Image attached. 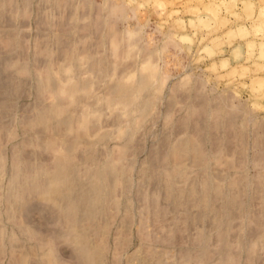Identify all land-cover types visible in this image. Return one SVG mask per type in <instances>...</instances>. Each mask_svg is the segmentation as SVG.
<instances>
[{
	"label": "rangeland",
	"instance_id": "1",
	"mask_svg": "<svg viewBox=\"0 0 264 264\" xmlns=\"http://www.w3.org/2000/svg\"><path fill=\"white\" fill-rule=\"evenodd\" d=\"M11 1H0V13L3 10L6 17H4V13L0 14V38L6 37V39H0V50L2 55L8 50L4 54L10 53V55L13 54L14 58L18 56L22 60L17 57L10 62L7 59L6 62L5 60L3 62L7 63L8 61L12 65V61L15 63L19 59L21 61L24 60L25 63L36 61V64H38L40 62V65L32 63L33 66L31 67V63L25 64L20 61L23 65L20 66L18 60L17 64H19L20 68L16 63L13 64L14 66L7 67L10 64L6 65L1 61L7 73L5 74L4 70L2 69L1 71L0 69V74L4 72L3 75L5 76L0 75V81L4 78V82L0 84V88L4 92L0 91V94L5 95H0L2 97L0 99V108L6 113L5 116V113L3 115L0 110V122L2 123V125L0 124V147L3 146V149H1L2 153L0 152V156L2 155L0 162L3 164V162L7 161L6 167L10 166L8 168L10 170L11 166H15L14 164L17 162V154L15 152L20 148L19 150L21 151L18 152V155L19 153L28 154L31 156L32 161L37 157L38 160L37 158L35 159L42 166H44V163L52 162L49 167V170L50 168L52 170L55 165V163L53 164L54 161L58 160V162L64 163L65 160L67 162L73 155V159L67 163L72 161L79 163L76 167H80L78 169H80L81 181L85 184L83 187H85L86 191L89 189V182L91 181V179H88V176H91L89 174L91 171H86L88 167H94L95 169L91 170L95 171L100 164L104 165L108 161L113 163L116 168L118 167V170L121 168L119 176L113 183L114 190L112 195H103L102 199H100L102 202L93 207L96 208L101 205L102 210L98 208L99 211H96L100 213H96L98 215L94 217H97H93L91 220L87 218V220L81 219L79 224L85 228L91 239L93 238L100 243L101 256L93 264H264V196H262L264 194V0H45V5L41 4L44 0H33V3L28 0H13L15 5H18L17 8ZM24 1L27 2L25 3ZM50 1H53V5ZM68 2L71 4L68 5ZM7 3L9 5L10 3L12 4L8 8V10L11 9L9 13L5 12L7 10L6 6H8ZM21 3L26 8L20 5ZM48 5L52 8V11L50 10V15L47 14V16L46 13L47 11L49 12L50 8L46 9L44 7H48ZM71 5L74 7H70L72 11L69 12V6ZM13 6L15 7L14 9H19L18 13L12 10L13 8L11 7ZM20 7L24 8L20 9ZM29 7L32 9L30 8L26 11ZM53 8H56V11ZM43 12L46 13L43 14ZM71 13H73V17H68L67 21V14L70 16L69 14ZM6 14H9V21L6 20ZM11 14L12 16L10 17ZM45 17H49L50 21L49 18H46V21L49 22L44 21ZM11 18H16L17 21L12 19V22ZM61 18L65 21L63 22ZM70 27L75 28L73 29L74 31ZM17 29L19 31L18 34L21 33L18 35L17 40L15 39L19 43H16V45L13 39L14 37L16 38ZM67 34L71 36L69 39ZM56 35L66 39L56 38ZM58 38L59 42L55 40ZM73 39L78 42L76 45H74L76 42ZM66 40L68 43H66ZM69 40L73 42L70 43ZM41 42L45 45H42ZM45 42L50 43L54 47L56 44V48L60 49L58 51L56 48L52 49L49 46L50 44ZM60 43L62 46L59 45ZM69 44L70 47H68ZM13 45L14 47L17 46L20 51L24 48L26 50L24 54L27 55H24L18 49L16 52V47L14 49L15 52L12 51ZM11 47L12 49H10ZM48 50L51 52L48 53ZM56 51L59 54L63 52L62 58L56 55ZM90 52L94 55L90 54ZM41 53L42 55H40ZM51 53L57 59L53 58ZM22 54L26 56L28 62L25 61V58L23 59L24 56H21ZM64 54L65 57L69 55L67 57L69 59L80 55L77 57L86 60L91 68H95L101 74L100 76L97 74L99 78L96 79L95 85L93 83L92 86L90 84L81 86L80 92L84 93V96H90L83 102H79L76 105L77 107L74 101H77L78 91L71 86L79 85L77 79H85L90 74L81 73L83 67L79 66L80 77L64 79V75L56 70L57 63L62 66L61 62L69 60L64 57ZM39 55L40 59L41 57L42 59L37 62ZM43 56L46 58L49 56V59L51 57L53 59L49 61ZM92 57L93 59H91ZM44 58L46 61H43L45 64L42 65L41 61ZM58 58L63 60H58ZM47 60L49 63L46 65ZM53 60L61 62L56 63ZM50 62H52V66ZM2 63L0 68H3ZM28 66L33 69H26ZM16 68L18 69L16 70ZM51 68L54 71H51ZM46 69L53 73L43 74L49 71ZM14 70L16 71L14 72ZM39 73L41 74V79L45 80L40 79L41 83L44 82V84L38 86ZM54 73V76L57 77L58 85L56 86L57 88L50 90V86L46 84L47 78H44V76L48 77L49 74ZM12 74H14L13 79L16 82L14 80L12 82V78H10ZM37 74L38 77L36 78ZM15 75H17V79ZM24 75H26V81ZM142 75L144 76L142 80L145 81L144 83L142 82L143 84L136 80V77L141 78ZM7 77L12 82V85L8 87L9 89L12 87L11 90L5 87V89L2 88ZM21 79L25 83L22 80L19 84ZM10 81L8 80L7 82ZM112 85H114L115 90L113 92H111ZM18 86L21 87V91H18L20 90ZM23 86L25 89H23ZM15 91L19 93L16 92L14 96L12 92L15 93ZM12 96H14L13 100L15 102L11 101L10 104L8 101L12 100ZM145 100L149 101L146 109L142 106ZM6 102L13 108H9V104L6 107ZM43 103L51 107V109L53 108V114H58L57 116H60L63 112L73 113L74 119H72L73 121L71 120V129H67L66 135L72 138L73 136L78 138L80 136L81 141L75 145L77 147H73L76 148L75 150L72 149V151L67 153L68 150L62 149V141H60V138L58 140V137L52 136L53 130L51 131L49 126L45 134L36 132L41 120H39V116L34 118V113H37V116L38 112H42L41 104L45 108ZM91 103L101 108L99 121L93 123L88 119V114L94 115L97 112H92ZM14 104H17L15 110ZM39 108L40 111H38ZM11 109L14 110L11 111L14 115L11 114ZM76 113L78 114L76 115ZM25 115L33 117V121L31 122L30 117L27 118ZM7 116H10L11 121L7 119L9 122L7 120L5 122ZM200 118L202 122L200 120L198 122ZM35 119H38V122H35ZM49 120V118L46 119V122H50ZM28 122L32 125L34 124L33 128L35 131L33 129L31 131L32 127ZM10 126L13 131L15 130L12 134L10 133L13 132ZM6 128H9L10 132H7ZM128 128L130 133L124 134L123 132ZM47 130L51 131L52 142L49 140ZM1 134H4L2 135L3 138ZM29 134L36 140L41 139L37 142L39 145L32 142L34 139ZM36 134L42 135L43 138ZM186 135V138H189L188 141L190 137L192 138L189 144L193 142L190 146L192 151L195 150V152H190L189 154L186 152V155L181 154L179 156V153H182L181 147H178L182 143L180 140L182 138H179V136L184 138ZM44 136H46L47 145L44 141ZM28 137H30V143L28 142ZM178 148L180 150H177ZM196 148L200 152H198V157L196 152L198 149ZM23 149L25 151L27 149L26 152L31 151L25 153ZM2 150L5 152V161L2 159L5 158ZM33 153L35 155L39 153L41 157L44 155L42 159L47 156L48 159L46 158L44 162L41 157H38V154L35 156ZM192 153L194 156L196 155L194 158H192ZM22 154L21 158H26ZM32 155L35 157L33 156V158ZM182 155H184V158ZM187 155L188 157L191 156L190 160ZM13 156L14 160L16 157L14 164L11 162ZM68 156L70 158H67ZM178 156L180 161L177 159L179 158ZM76 157L79 159L77 160ZM39 158L40 161H43L42 163ZM61 158L66 159L61 161ZM175 158L180 165L184 163L182 167L178 166L177 162H172ZM23 159L22 161L21 159L18 160L20 164L17 162L16 166L19 165L13 168L21 170L23 165L25 167V159ZM35 159L34 164L38 165ZM191 159L193 160L191 161ZM23 161L24 163H22ZM2 164L0 163L1 169L4 165ZM109 164H106L107 170H109L107 167ZM172 164L174 166L177 165L176 167L178 168L173 169L181 175L182 179L177 176L178 174L173 176V179L172 175L169 177V169ZM152 165L156 167L154 168ZM46 166L45 164V168ZM6 167L4 165V170L2 169L5 173L0 171L1 175H3L0 176V194L3 196V200L0 203V213H2L0 216L3 219L0 223L2 222V227L6 230L4 231L6 236L3 237L5 240H3L2 246L5 251H2L1 248L0 264H10L14 263V261L18 263V254L20 255L21 252L22 255L27 248H30V250L27 249L29 252L26 251L30 257L26 256L28 258H25V260L30 259L32 262L27 261L29 264H38L39 262V264H44V262L50 264L53 261L56 264H60L59 260H61V264H81L82 262H77L76 260L77 257L81 259V249H75L76 245L72 240L69 229L59 226L60 223L64 224L61 222V218L63 220L64 216L59 215L61 211H58L59 213L55 217L51 212L48 213L55 207V205H52L54 206L53 208L47 209V204L51 202L44 204V208L47 207L45 210L42 208V210L48 212H44L40 208L41 212L39 208L34 207L36 196H34V203H32L31 200L34 194L32 195L29 189L31 186H24L27 191V194L26 192L25 194L32 198L31 200L29 197L27 198L28 200L26 199L27 203L31 201V207L29 206L30 204L25 203L24 207L25 205L28 207H23L26 209V211L23 210L24 213L17 211V214L13 215L12 219L9 218V216L11 217V214H9L11 210L8 209L11 207L9 200L12 198V194L11 197L9 195L11 193L9 189L11 172L8 169L5 170ZM24 167L22 168L23 170ZM112 167V164H110L109 168L112 169ZM183 171H186V173ZM25 172L26 170H24ZM19 174L25 177L26 173L24 176L23 172ZM87 174L89 175L87 176ZM91 177V182L94 184L97 179L93 175ZM174 177L176 178L175 180ZM93 178H95L94 181ZM157 178L159 180L161 178L162 180L160 181L162 182L159 183L160 181ZM187 178L190 179V183L192 182L191 184L189 183L191 188L188 185L189 179L187 180ZM202 180H206L207 185H213H211L212 192L207 188L208 186L210 188V185H204L206 183L204 181L203 184ZM60 182H56L53 187L56 186V188L60 187L62 189L61 186H58ZM193 182L197 185L196 192L194 191L195 186L192 188ZM162 183L164 184L162 185ZM200 183L202 186L199 185ZM82 184L80 183L81 186ZM165 184H169L166 185L167 189L164 187ZM198 185L200 189L202 188V191L198 190ZM188 187L190 191H193L190 196L188 194L191 192L185 190ZM203 187L208 189V196L205 194L207 189H203ZM78 189L81 190V187H78ZM182 189L186 193H183L184 191L180 192ZM22 190L24 194V189ZM204 190L205 193H203ZM171 191L174 193L169 194ZM211 193L212 196L209 198ZM184 194L185 196L187 194V199L183 196ZM214 194L217 196H214ZM1 195L0 197L2 198ZM178 195L181 200L179 202L180 204L182 203L181 207L178 204L179 202L176 201L179 200ZM195 195L199 197L194 199L193 196ZM221 195H223V198H221ZM168 196L173 199L171 198L170 200ZM7 197L10 198L8 201L6 200L8 199ZM200 197L205 199L203 198V200L200 199L199 201ZM237 198H239L238 202ZM193 199L196 201H192ZM212 199L213 203L211 202ZM205 200L208 201L207 204ZM167 201H170L168 203L170 206L167 205ZM201 201L204 202L201 203ZM235 201L238 203L237 205ZM8 202L10 205H8ZM172 202H174V205L177 202L178 206H175L176 209ZM234 203L235 206H233ZM244 203L247 205H244ZM188 204H190L189 207ZM201 204L203 205L201 206ZM208 204H211L212 207H209L211 205L208 206ZM238 205L241 206L238 207ZM7 206L9 207L7 208ZM32 206L35 208L34 210ZM206 206L208 214H203L202 216ZM215 207H218L216 213L219 212V215L217 217L225 211L219 217V219H222L224 215V219L222 221L220 219L221 225L219 219L214 217L217 214L214 215L215 213L212 212L213 215H211V211H215L213 210ZM236 207H242V209L237 208L238 212ZM252 211H255V215L258 214L260 218L256 215L254 219V212ZM53 212L55 213V211ZM19 213L23 217L17 216ZM195 213H198V215ZM46 214L47 216L52 215L51 217L53 218L49 217V220L51 219L50 222H48L47 216H44ZM187 215L188 217L189 215L191 216L187 218ZM228 215L230 216L227 217ZM24 216L28 218L25 219ZM193 216L197 217L192 220ZM201 216L203 220H200ZM56 217L60 220L57 221ZM44 218H47L46 222ZM216 220H218L221 227ZM255 220L258 222L260 220L262 223L260 224L259 222V225ZM63 221L66 222V220ZM225 222L226 224H224ZM37 224H41L40 228L42 230L39 229L37 231L39 227ZM24 225L26 229L21 227ZM57 226L60 228L55 229ZM27 227H29L32 234L35 232V237L31 233L28 236L25 232H22L27 231ZM32 227L34 232L31 230ZM78 227L81 228L77 226V230H79ZM253 227L258 232L260 231L258 233L256 230L257 234H259L257 235L258 237L255 236ZM35 228L37 229L35 230ZM45 228L48 231H46L47 234L53 236V238L50 236L52 239L45 234V231L42 232ZM61 228L66 230V232L59 231ZM251 230H254L253 235L255 237H252ZM37 232L44 234L43 237ZM12 236L16 239L11 238ZM42 238H46V246V242L49 241V246L51 244L57 248L54 251L56 252L57 250L58 255L56 253L54 256H60V258L56 257L58 261L52 256L53 251L49 252L50 256L47 254L46 258L40 252L43 247L40 250L39 246L46 248L45 244L42 245L44 243V240H41ZM13 239L16 241L14 242ZM33 245L34 249L30 247ZM224 251L226 253L223 255ZM40 254H42L41 257ZM159 256L163 259L159 258ZM15 257L17 260L14 259ZM47 257L52 258L51 262ZM161 259L163 260L162 262L160 261ZM89 262L91 263L92 260Z\"/></svg>",
	"mask_w": 264,
	"mask_h": 264
},
{
	"label": "bare ground",
	"instance_id": "2",
	"mask_svg": "<svg viewBox=\"0 0 264 264\" xmlns=\"http://www.w3.org/2000/svg\"><path fill=\"white\" fill-rule=\"evenodd\" d=\"M1 1V0H0ZM3 1H5V0H3ZM7 1V0H6ZM11 1V0H10ZM13 1V0H12ZM11 1V2H12ZM15 1V0H14ZM12 2V4L14 3V5H15V2ZM17 1V0H16ZM21 1V0H20ZM28 1H32V3H33V0H28ZM25 2V1H24ZM27 2V1H26ZM25 2V3H26ZM44 2H45V0L41 3L42 5L44 4ZM50 2H52V5H53V1H50ZM1 3H3V2H1ZM9 3V2H8ZM7 3V4H8ZM31 3V2H30ZM31 3V4H32ZM47 3H49V2H47ZM6 4V3H5ZM12 4L10 3V5L12 6ZM18 4V3H17ZM24 4V3H23ZM28 4H29V2H28ZM69 4H71V3H69L68 2V5ZM1 5V4H0ZM4 5V4H3ZM9 4H8V6H6L7 7V10L5 11V12H7V13H9V11L11 10H8V8H9V6H10ZM20 5H22V3L20 4ZM26 5V4H25ZM30 5V4H29ZM33 5V4H32ZM31 5V6H32ZM45 5V4H44ZM47 5V4H46ZM51 5V4H50ZM51 5V6H52ZM67 5V6H68ZM74 5V4H73ZM4 6V7H5ZM16 6V8H17V6L18 5H15ZM22 6H24V5H22ZM4 7H3V9H4ZM25 7V6H24ZM24 7H20V9H23ZM56 7V6H55ZM70 7L71 8H73L72 7V5L71 6H69V12H71L72 10L70 9ZM11 8H13L12 10H15V12L16 13H18L17 11L19 10V9H14L15 7L13 6V7H11ZM26 8V7H25ZM31 7H29V8H27V10L26 11H28L29 9H30ZM44 8H50V6L48 5V7H44ZM2 9V8H1ZM32 9V8H31ZM55 11H56V8H53ZM50 10L52 11V8H50L49 9V12L47 11V13L46 12H43V14L44 13H46V15L47 14H49L50 15ZM1 11V10H0ZM24 11H25V9H24ZM25 11V12H26ZM46 11V10H45ZM68 11V10H67ZM73 11H74V9H73ZM68 12V13H69ZM1 13H4L3 12V10H2V12ZM0 13V14H1ZM42 14V15H43ZM73 13H71V14H69L70 16H68V14H67V21H68V17H73V15H72ZM3 15V14H2ZM7 15V14H6ZM9 15V14H8ZM7 15V19L6 20H8L9 21V16ZM53 15V14H52ZM72 15V16H71ZM1 16V15H0ZM12 16V14L10 15V17ZM48 16V15H47ZM4 17H5V13H4ZM41 17H43V16H41ZM50 17V16H49ZM49 17H45V20L44 21H46V18H49ZM2 18V17H1ZM6 18V17H5ZM9 18V19H8ZM53 18V17H52ZM65 18V17H64ZM12 19H14V18H11V20ZM42 19V18H41ZM5 20V19H4ZM10 20V21H11ZM15 21H17L16 20V18L14 19ZM61 20L64 22L65 20H63L62 18H61ZM1 21H3L2 19H1ZM41 21V20H40ZM49 21H50V18H49ZM49 21H46V22H49ZM7 22V21H6ZM12 22H13V20H12ZM12 22H11V25H12ZM3 23V22H2ZM1 23V24H2ZM10 23V22H9ZM15 23V22H14ZM17 23V22H16ZM10 25V26H11ZM47 25V24H46ZM2 26V25H1ZM14 26V25H13ZM16 26V25H15ZM20 28V27H19ZM70 28H72V30L73 29H75V28H73V27H70ZM42 29V28H41ZM70 31H71V29H69ZM67 31H68V28H67ZM74 31V30H73ZM72 31V32H73ZM18 29H17V35L16 34H14V32H13V34L14 35H16V38L14 37V39H13V42L16 44V43H18V41H16L17 40V37H18V35L21 33H19L18 34ZM6 33V32H5ZM52 33V32H51ZM66 33V32H65ZM69 33H71V32H69ZM73 33H75V32H73ZM47 34V33H46ZM58 34V33H57ZM49 35V34H48ZM66 35V34H65ZM64 35V36H65ZM74 35V34H73ZM73 35H72V37H73ZM21 36V35H20ZM19 36V37H20ZM50 36H52V35H50ZM22 37V36H21ZM24 37V36H23ZM47 37V36H46ZM53 37H55V36H53ZM57 37H59V38H61L60 36H58V35H56V38ZM63 37V36H62ZM67 37H68V39H69V37H71V36H69V34H67ZM39 38V37H38ZM59 38L58 39H55L56 41H58L59 42ZM74 38V37H73ZM76 38V37H75ZM78 38V37H77ZM16 39V40H15ZM20 40H21V38H19ZM47 39H49V38H47ZM52 39H54V38H52ZM61 39H66V38H61ZM67 39V40H68ZM19 40V41H20ZM46 40V39H45ZM67 40H66V43H68L67 42ZM73 40H75V42H76V39H73ZM16 41V42H15ZM47 41H49V40H47ZM53 41V40H52ZM70 41V40H69ZM78 41H79V38H78ZM22 42V41H21ZM49 42H51V41H49ZM54 42V41H53ZM52 42V44H54ZM58 42H57V44H58ZM71 42H73L72 40L70 41V43ZM45 43H47V42H45ZM78 42H76V43H74V45H76ZM19 44V43H18ZM41 44L42 45H45L44 43H42L41 42ZM47 44H50V43H47ZM46 44V45H47ZM65 44V43H64ZM17 45V44H16ZM59 45H61L62 46V44L60 43ZM48 46V45H47ZM46 46V47H47ZM50 47H52V49L54 48H56L57 46H56V44H55V47L54 46H51V44L49 45ZM60 46V47H61ZM13 47H14V45H13ZM16 47V52H17V49H18V47L17 46H15ZM15 47L12 49V47L10 48V49H12V51H14V49H15ZM25 47V46H24ZM40 47H41V45H40ZM68 47H70V44H69V46ZM23 48V47H22ZM43 48V47H42ZM51 49V50H52ZM60 49V48H59ZM59 49H57L56 48V50L58 51ZM19 50V49H18ZM23 50H24V48H23ZM19 50L21 53H23L24 54V52L26 51V50ZM43 50H45V49H43ZM70 50V49H69ZM8 50H6L5 52H7ZM23 51V52H22ZM49 51V50H48ZM47 51V52H48ZM55 52V53H57L56 55L57 56H59V58H62V53L61 54H59V52ZM4 52V53H5ZM15 52V51H14ZM20 52H18V53H20ZM51 51H49L48 53H50ZM67 52V51H66ZM66 52H64L65 54H66ZM85 52V51H84ZM3 53V55H2V51L0 50V65H1V63L3 62V60H5V62H6V59L10 62L12 59L13 60H15V58H17L18 56H16L15 58L12 56V55H10V53H7V54H4ZM18 53H16V54H18ZM20 53V54H21ZM54 53V52H53ZM54 53V54H55ZM68 53V52H67ZM74 53V52H73ZM76 54H77V52H75ZM15 54V53H14ZM21 55V56H24V55H27V54H24V55ZM52 54V53H51ZM54 54H52V57H53V55ZM65 54H64V57H65ZM75 54V55H76ZM90 54H93V53H91L90 52ZM89 54V55H90ZM40 55H42V53L40 54ZM40 55H39V58L37 59L36 57H34V58H36L37 59V62H38V60L40 59ZM47 55V54H46ZM45 55V56H46ZM61 55V56H60ZM73 55V54H72ZM94 55V54H93ZM92 55V56H93ZM2 56H3V59H2ZM20 56V57H21ZM29 56V55H28ZM27 56V57H28ZM45 56H43V57H45ZM49 56H50V54H49ZM49 56H48V58H46V59H49ZM77 56H80V55H76V56H74V58H72L71 57V59H69V58H67V57H69V55H67V57H65V58H67V59H69V60H65V62L63 61V62H61L63 59H64V57H63V59L61 60V59H59L58 58V60H61V61H58V60H56V61H54V62H61L62 63V66L60 65V63H57L58 65L56 66L57 68H56V70L57 71H59V72H61V74L62 75H64V79L65 78H67V80H68V78L69 79H75V78H77V77H80V75H81V73H84V72H86L87 74H90L87 78H85V79H77L78 80V84L79 85H73V86H71L74 90H76V91H78V94H77V101H74L75 103V106L76 105H78V103L79 102H83V100H85V99H87L90 95H88V96H84V93H82V92H80V88H81V86H88L89 84L92 86V84L94 83V85H95V82H97V80L96 79H98L99 78V76L101 75V74H99L100 72H97V70L95 69V68H91L90 67V65H88V62L86 61V60H83V59H81V58H79V57H77ZM87 56H88V54H87ZM13 57V58H12ZM50 58L51 59V61H52V59L53 58H55V56L53 57V58ZM19 58V57H18ZM25 58V61L26 62H28V59H26V56H24L23 57V59ZM30 58H31V55H30ZM29 58V59H30ZM44 58V60H42L41 62H42V65L43 64H45V63H43V61H46V59ZM87 58V57H86ZM85 58V59H86ZM89 58H90V56H89ZM19 59H21L22 60V58H19ZM19 59H17L16 61L18 62V60ZM41 59H42V57H41ZM40 59V60H41ZM50 59H49V61H50ZM55 59H57V57L55 58ZM91 59H93V57L91 58ZM21 60H19V64H20V66L22 65L21 63H25L24 62V60L23 61H21ZM83 60V61H82ZM2 61V62H1ZM7 61V63H4V64H10V65H7V67L8 66H14L13 64H17V62H15L14 63V61H12L13 62V64L11 65V63H9ZM20 61H21V63H20ZM30 61V60H29ZM49 61L47 60V63H46V65L49 63ZM2 63V66L4 65ZM29 63H31V61L29 62ZM29 63H25V64H29ZM33 64H36V61L34 62H32ZM31 63V64H32ZM63 63H65V64H63ZM19 64H17L18 65V67L20 68V66H19ZM30 64V65H31ZM33 64L31 65V67L33 66ZM38 64L40 65V62H38ZM38 64H36V65H38ZM50 64H51V66H52V62H50ZM55 64V63H54ZM53 64V65H54ZM16 65V66H17ZM41 65V66H42ZM85 65V66H84ZM87 65V66H86ZM1 66V67H2ZM23 66V65H22ZM35 66V65H34ZM40 66V67H41ZM49 66V65H48ZM50 66V67H51ZM58 66H60V67H58ZM83 67L82 69H81V73L79 74V71L80 70H78L79 68L78 67ZM26 67V66H25ZM24 67V68H25ZM38 67V66H37ZM50 67H48V68H50ZM45 68H47V66H45ZM53 68V67H52ZM52 68H51V71H54V70H52ZM1 69V71H2V69L4 70V66H3V68H0ZM6 69V68H5ZM18 68H16V70H17ZM21 69H23V68H21ZM26 69H30L29 68V66H28V68H26ZM31 69H33V68H31ZM30 69V70H31ZM16 70H14V72L16 71ZM25 70V69H24ZM35 70V69H34ZM46 70H49V69H46ZM6 71H7V69H6ZM40 71V70H39ZM38 71V72H39ZM45 71V70H44ZM50 70L48 71V72H44L43 74H47V73H53V72H51ZM57 71H56V73H57ZM69 71V73H67ZM4 72H5V70H4ZM3 72V73H4ZM27 72H29L28 70H27ZM32 72V71H31ZM30 72V73H31ZM58 72V73H59ZM3 73L1 72V74L0 75H2V76H4L3 75ZM7 72H5V74H6ZM9 73V72H8ZM12 73H13V71H12ZM26 73V72H25ZM36 73V72H35ZM28 74V73H27ZM40 74V73H39ZM67 74H69V75H67ZM97 74H99V76L97 75ZM11 75V74H10ZM13 75L14 74H12V76L10 77V78H12V82H13V80L16 82V80L15 79H13L14 77H13ZM29 75V74H28ZM55 75V73L54 74H49V76L48 75H46V76H48V77H45L44 75V78H47L46 79V84L48 85V86H50V90L51 89H54L58 84V80H57V77L56 76H54ZM92 75V76H91ZM16 76V79H17V75H15ZM25 76V81H26V75H24ZM40 76V78H39V83H38V86L39 85H41V84H44V80L43 79H41V74L39 75ZM91 76V77H90ZM98 76V77H97ZM131 77L133 76V75H130ZM5 77V76H4ZM23 77V76H22ZM38 77V74H37V76H36V78ZM134 77V76H133ZM20 78H21V76H20ZM28 78H29V76H28ZM35 78V77H34ZM130 78V77H129ZM137 79V81L138 82H145V81H143L142 80V78H144V76L142 75L141 76V78H139V77H136ZM1 79H2V77H1ZM7 79H8V77H7ZM6 79V81H5V83H3L4 85L2 86V88L3 89H5V88H8V87H10V85H12V82L10 81V79H8L10 82H7L8 80ZM43 80L42 82L43 83H41V80ZM132 79V78H131ZM134 79V78H133ZM19 80V79H18ZM22 80L23 79H21L20 81H19V84H20V82H22ZM38 80V79H37ZM142 80V81H141ZM1 82H4V78H3V80H1L0 81V84H2ZM18 82V81H17ZM23 82H24V80H23ZM28 82H29V80H28ZM25 83V82H24ZM142 83V84H143ZM14 84H17V83H14ZM22 84V83H21ZM24 85V84H23ZM46 85V86H47ZM43 86V85H42ZM42 86H41V88H42ZM46 86H44L45 88H46ZM5 87V88H4ZM13 87H15V86H13ZM19 87V89L21 88L20 86H18ZM24 87V86H23ZM22 87V88H23ZM35 87H36V84H35ZM43 87V88H44ZM17 88V87H16ZM57 88V87H56ZM9 89V88H8ZM12 89V87L9 89V90H11ZM23 89H25V87L23 88ZM39 89V88H38ZM46 89H49V88H46ZM14 90H15V88H14ZM0 91H3L1 88H0ZM18 91H21V89L20 90H18ZM113 91H115L114 90V85H112L111 86V92H113ZM4 92V91H3ZM8 93H10L9 91H7ZM16 92L17 91H15V93L14 92H12V94H14V96H15V94H16ZM17 93H19V92H17ZM21 93V92H20ZM0 95H4V94H0ZM9 95H11V94H9ZM5 96V95H4ZM4 96H3V98H4ZM6 96H7V94H6ZM14 96H12L13 98H12V100L10 99L8 102H10V104H11V101L12 102H15L13 99H14ZM20 96V95H19ZM11 97V96H10ZM229 97H230V95H229ZM232 97V96H231ZM8 98V97H7ZM6 98V99H7ZM16 98V97H15ZM227 98V97H226ZM0 99H2V97H0ZM5 99V98H4ZM4 99H3V101H4ZM16 100H17V98H16ZM229 102H230V100H229ZM5 104H7V102L5 103ZM5 104L4 103H2V105L3 106H5ZM9 104V103H8ZM8 104H7V106L6 107H8ZM10 104H9V108H13V107H11L10 106ZM44 104V106H45V108L44 107H42V104H41V109H42V112L40 113V112H38V115L36 116V114L37 113H34L35 115H34V118L35 117H37L38 118V116H39V120H41V121H39V122H41V123H39L40 124V126H39V124H38V128L36 129V132H39L40 134H45L46 133V129H48L49 127H51V128H49V129H51V131L53 130V133H52V136H56V137H58V140H59V138H60V141H62L61 143V145L63 146V148H62V146H61V148L62 149H66V150H68L67 151V153L68 152H70V151H72V149H76V148H73L78 142H80L81 140H80V136H79V138L77 137V136H73V138L71 137V136H69V137H71V138H69L67 135H66V132H67V129H71V125H72V119H74V117H73V113H71V112H63L62 114H60V116H57L56 114H53V108L51 109V107H49V106H47V105H45V103H43ZM228 104V103H227ZM0 105H1V102H0ZM15 105V108H14V110L16 109V105L17 104H14ZM149 105V101L148 100H145L144 102H143V104H142V106L144 107V109H146L147 108V106ZM13 106V105H12ZM1 107V106H0ZM5 107V108H6ZM39 107V106H38ZM38 107H36L37 109H38ZM77 107V106H76ZM90 107H91V110H92V112L93 111H95V112H97V114H94V115H90V114H88V119H90V121H92V123L93 122H97V121H99V119H100V116H101V108H99V107H96L95 105H94V103H91V105H90ZM3 108V107H2ZM9 108H8V111H9ZM36 108H35V110H36ZM0 110L3 112L4 110L3 109H1L0 108ZM13 109H11L10 110V112L12 111ZM13 110V111H14ZM38 111H40V108H39V110ZM7 112V111H6ZM4 113L5 112H3V115H4ZM14 113V112H13ZM40 113V114H39ZM0 114H1V112H0ZM11 114H12V112H11ZM33 114V113H32ZM32 114H31V116H32ZM78 113H76V115H77ZM2 115V117H4ZM8 115H10L9 113H8ZM12 115H14V114H12ZM81 115V114H80ZM5 116H6V113H5ZM26 116V115H25ZM29 116V115H28ZM8 117V118H7ZM6 118H5V122H6V120L8 119V120H10V116H7ZM11 117H13V116H11ZM27 117V116H26ZM30 117V116H29ZM29 117H27V118H29ZM201 117V116H200ZM25 118V117H24ZM50 119L49 121L50 122H46V119ZM76 118H79V117H76ZM3 119V118H2ZM13 119V118H12ZM15 119V118H14ZM30 120H31V122L33 121V117H30L29 118ZM28 119V120H29ZM230 119H231V117H230ZM235 119H237V117H235ZM0 120H1V117H0ZM4 120V119H3ZM7 120V122H9ZM27 120V121H28ZM72 120V121H71ZM199 120L201 121V118L200 119H198V122H199ZM11 121V120H10ZM15 121V120H14ZM35 122L37 121L38 122V119H35L34 120ZM232 121H233V118H232ZM231 121V122H232ZM236 121V120H235ZM35 122H33V123H35ZM202 122V121H201ZM0 124L2 125V123L0 122ZM12 124H13V122H12ZM28 124H30L31 125V131H33L34 130V128H33V126H34V124L32 125L30 122H28ZM36 124V123H35ZM29 125V126H30ZM93 126H94V124H92ZM49 126V127H48ZM9 127V126H8ZM46 127V128H45ZM48 127V128H47ZM70 127V128H69ZM7 129V132L9 131L8 129L9 128H6ZM6 129H4V130H6ZM10 129H11V126H10ZM13 129V128H12ZM11 129V131H13ZM33 129V130H32ZM1 130V129H0ZM15 131V130H14ZM14 131L13 132H10L11 134L12 133H14ZM29 131H30V129H29ZM35 131V130H34ZM51 131H48L47 130V134L49 135V140H51V142L53 141L52 140V136L50 137V132ZM1 132V131H0ZM124 134H127V133H130V129L128 128L127 130H125L124 132H123ZM32 134V133H31ZM33 134H34V132H33ZM46 134V136H48ZM2 135H4V134H1V137L3 138V136ZM37 135V134H36ZM29 136H31V138L32 139H34L33 138V136L32 135H30L29 134ZM37 136H39V134L37 135ZM41 136V138H43L42 137V135H40ZM39 136V137H40ZM46 136H44V141L46 142ZM181 136H183V135H181ZM181 136H179V138H182V139H180L181 141H182V143H181V145L179 144V146L178 147H181V149H182V153H177V155H179V156H181V154H185L186 155V152H187V154H189L190 152H195V150H193L192 151V147L190 146V144L192 145V143H190L189 144V142H191L192 140V138L190 137V140L188 141V139L186 138L187 137V135L183 138V137H181ZM35 137V136H34ZM56 137H55V140H56ZM27 138V137H26ZM29 138L30 137H28V140H29ZM36 138H38V137H36ZM178 138V139H179ZM186 138V139H185ZM40 139V138H39ZM41 140V139H40ZM40 140H36V139H34V141H32V142H35L36 144H38L39 145V143H37L38 141H40ZM47 140H48V138H47ZM57 140V141H58ZM43 141V139H42V142H44ZM188 141V142H187ZM29 143H30V140L28 141ZM31 142V143H32ZM42 142H40L41 144H42ZM45 142H44V144H45ZM179 143H180V141H179ZM177 144V143H176ZM43 145V144H42ZM46 145H47V142H46ZM60 145V144H59ZM79 145V144H78ZM178 145V144H177ZM196 145V144H195ZM195 145H193V147H195ZM175 146V145H174ZM173 146V147H174ZM75 147H77V146H75ZM198 147V146H197ZM175 148H177L176 146H175ZM200 148V147H199ZM1 149H3V146L2 147H0V152H1ZM20 149V148H19ZM18 149V151H16L15 153L17 154V162L19 163V161L18 160H20L21 159V161H22V159L23 158H21L22 156H21V154L22 153H19V155H18V152L19 151H21V150H19ZM196 149H198V148H196ZM24 150V149H23ZM22 150V151H23ZM30 150V149H29ZM176 150V149H175ZM177 150H180L179 148L177 149ZM191 150V151H190ZM200 150H201V148H200ZM3 151V157H5L4 155H5V152H4V150H2ZM25 151V150H24ZM26 151H27V149H26ZM25 151V153H29V152H26ZM229 151H230V149H229ZM12 152V151H11ZM173 152H174V148H173ZM177 152H181V151H177ZM197 152V157H198V152H199V149H198V151H196ZM2 153V152H1ZM200 153V152H199ZM30 154H32V153H30ZM34 154V153H33ZM38 154V157H41V155L39 154V153H37ZM37 154L35 155V156H37ZM71 154H72V152H71ZM196 154V153H195ZM22 155H24L23 157H26V158H24L23 160L25 161V163H24V161L22 162V163H24L25 164V167H24V165H23V167H24V170H26V174L24 173V170L21 168V170H19V168H18V170H16V168L14 169L13 167H17L16 166V157H15V160H14V156H13V160H11V162H12V164H14L15 162V166H11V169L9 170L8 168H10V166L9 167H6V162L4 163L3 162V164L5 165V170L6 169H8L9 170V172H11L10 173V180H9V184H10V186H9V189L11 190L10 192V197H11V194H12V198H11V200H9L10 198L9 197H7L8 199H6L7 201L9 200L10 201V203H11V207L10 208H8L9 206H7V208L8 209H10L11 211V213L9 212V214H11V217L9 216V218L10 219H12V216L13 215H16L17 214V211H19L20 213L22 212V213H24L23 212V210H25L26 211V209H24L27 205H25V207H24V204L26 203V204H30L29 206L31 207V201H32V203H34V196H36V198H35V200H36V202L33 204V206L34 207H36L37 209L39 208V210H40V208H41V210H42V208H44V206L47 204V203H49V202H51L50 204H47L48 206V208L47 207H45V208H47L48 210H50L49 208L50 207H54V206H52V205H55V207H54V209L53 210H51V211H44L45 210V208H44V210H42V211H44V212H48V213H50L51 212V214H53V216L55 217V215H57L59 212L58 211H61V213L59 214V215H61V216H64V218H63V220H66V222H64L63 220H62V218H61V222L62 223H64L63 225L60 223V227L61 226H64V228H68L69 229V231L71 232H69L70 233V235H71V237H72V240L74 241V244L76 245V247H75V249H78L79 248V250L81 249V259L79 258V257H77V262H82L81 264H93V262L95 263V261L98 259V258H100V256H101V252H102V250H101V248H100V243L99 242H96L93 238L91 239L90 238V236L88 235V233H87V231L85 230V228L83 227V226H81V225H79L80 224V221H81V219H89V220H91V219H93V217L95 216V215H98V214H96V213H100V212H96L97 210H98V208L100 209V210H102V207H101V205H98V207H96V208H93L94 206H96L97 204H99V202H102V200L100 201V199H102V196L103 195H112V193H113V190H114V186H113V183H114V181H115V179L119 176V174H120V172H121V168L118 170V167L116 168L114 165H113V163H111V162H106V163H104V165H105V167H104V165L103 164H100L99 165V168L97 167V170H95V171H92L91 169H93V168H89L88 167V169L86 170L87 172H88V170L89 171H91V172H89V174H91V176L93 175L97 180H95V178H93V181L95 180V182H94V184L91 182L92 181V177L89 175V174H87V176H88V179H91V181L89 182V189L86 191L84 188L85 187H83V186H85V184L83 183V181H81V179H82V177L80 176V173H79V170L80 169H78V168H80V167H76V165H79V163L77 164L76 163V161H75V163H74V161H72V162H69V163H67L68 161H71L73 158H72V156H71V158L68 156L67 158H70L69 160H67V162H66V160L64 161V159H66V158H61V161L63 160L64 161V163L62 162H58V160L55 162H53V164L55 163V165H54V167H53V171L51 170V168H50V170H49V167H50V164L52 163V162H49V161H47V162H49V163H44V166H42V165H40V164H38V162H37V160H38V158L37 157H35L34 155H32V157L34 156L35 158H37V160H36V164H38V165H35L34 163V159H33V161H32V158H31V156H29L28 154H22ZM26 155V156H25ZM40 155V156H39ZM192 155H193V153H192ZM2 156V155H1ZM0 156V157H1ZM28 156V157H27ZM44 156V155H43ZM43 156L41 157V159L43 158ZM178 156V157H179ZM183 156V158H184V155H182ZM190 156V155H189ZM196 156V155H195ZM194 155L192 156V158H194L195 157ZM20 157V158H19ZM75 157V156H74ZM187 157H188V155H187ZM191 157V156H190ZM190 157H188V159L190 160ZM46 158H47V156H46ZM46 158H44V159H42V160H44V162H45V160H46ZM182 158V159H183ZM3 159V161H5V159H6V157L5 158H2ZM48 159V158H47ZM76 159H77V157H76ZM79 159V158H78ZM77 159V160H78ZM176 159V158H175ZM175 159L174 160H172V162H177L176 164L178 165V166H180V167H182L183 165L182 164H184V163H182L181 165H180V163H179V161H180V157L179 158H177L176 159V161H175ZM185 159H186V157H185ZM185 159H183V160H185ZM187 159V160H188ZM75 160V159H74ZM92 160H93V158H92ZM183 160H181L182 162H183ZM193 159H191V161H192ZM222 160V159H221ZM224 160V159H223ZM20 161V162H21ZM39 161H40V158H39ZM53 161V160H52ZM110 161V160H109ZM186 161V160H185ZM191 161H189V162H191ZM11 162H10V164H11ZM41 163L43 162V161H40ZM67 164H66V163ZM78 162V161H77ZM1 164H2V162H0ZM107 163H110V164H112V169H110L109 168V165H107V167H108V169L109 170H107V168H106V164ZM179 163V164H178ZM264 163V162H263ZM2 164V165H3ZM45 164L48 166H46V168H45ZM190 164V163H189ZM4 165L2 166V169L4 170ZM22 165V164H21ZM176 165V166H177ZM245 165V164H244ZM176 166H174V164H172V166L170 167V171L169 170H167V171H169V177H170V175H172V179H173V176H176L177 174H178V172H176L174 169H177L178 167H176ZM20 167V166H19ZM152 167H154V165H152ZM156 167V166H155ZM154 167V168H155ZM180 167H179V171H180ZM27 168V169H26ZM47 168H48V170H47ZM174 168V169H173ZM1 169V166H0V171H2L3 173H5L3 170ZM12 169H14V170H12ZM95 169V168H94ZM22 173L23 172V176H24V174H25V177H22L21 176V174H19L20 172ZM13 172V173H12ZM182 172V171H181ZM183 172H185L186 173V171H183ZM2 173V174H3ZM123 173V172H122ZM173 173V174H172ZM72 174V175H71ZM181 174V173H180ZM86 175V174H85ZM0 176H3V175H1V173H0ZM14 176V177H13ZM178 177L180 176L181 177V175H177ZM187 176V175H186ZM20 177V178H19ZM69 177H71V178H69ZM91 177V178H90ZM178 177H177V179H178ZM24 178V179H23ZM67 178H69V180H67ZM201 178V177H200ZM1 179H2V177H1ZM20 179H23V180H20ZM158 179V178H157ZM171 179V178H170ZM176 178L174 177V180H175ZM181 179H182V177H181ZM189 178H187V180H188ZM42 182H41V181ZM159 180V179H158ZM160 180H162L161 178H160ZM159 180V181H160ZM164 180H165V182H166V179L164 178ZM168 180V179H167ZM194 180V179H193ZM201 180V179H200ZM207 180V179H206ZM206 180H202L201 182H203V184H204V181H205V183L206 184H204V185H206V186H208V185H210V188H209V186L207 187L209 190H211V187L213 186L212 184H208L207 185V182H208V180H207V182H206ZM40 181V182H39ZM58 181H61L59 184H58V186H61L62 187V189L60 188V187H58V188H56V186L55 187H53L55 184H56V182H58ZM65 181V182H64ZM89 181V180H88ZM189 182H188V185H189V187L191 188V186H190V184L192 183H190V179L188 180ZM191 181H192V178H191ZM195 182H196V180H194ZM64 182V183H63ZM162 181H160L159 183H161ZM164 182V183H165ZM198 182H199V179H198ZM197 182V183H198ZM210 182V181H209ZM1 183H2V180H1ZM40 183V184H39ZM63 184V186H62V184ZM80 183L82 184V186L80 185ZM158 183V182H157ZM158 183V184H159ZM164 183H162V185L164 184ZM190 183V184H189ZM211 183V182H210ZM39 184V185H38ZM61 184V185H60ZM195 183L193 182V186H192V188L194 187V191H195V189L197 190V185L195 184ZM258 184V183H257ZM25 185H29V186H31V188H29L30 190H31V194L33 195L32 197H33V199L32 198H30L29 196H27L26 194H27V191L25 190V188L26 187H24ZM38 185V186H37ZM80 185V186H79ZM161 185V184H160ZM159 185V186H160ZM166 185H169V184H165L164 185V187H166ZM199 185H201V183L199 184ZM199 185H198V187H199ZM203 185V186H204ZM212 185V186H211ZM76 186H77V188H76ZM202 186V185H201ZM0 187H1V185H0ZM78 187H81V190H79L78 189ZM83 187V188H82ZM163 187V186H162ZM161 187V188H162ZM175 187V186H174ZM187 187V186H186ZM188 187V189L186 188H184L186 191H188L190 188ZM177 188V187H176ZM176 188H175V190H176ZM183 188V187H182ZM207 188H204L203 187V189H207ZM214 188V187H213ZM255 188V187H254ZM8 189V190H9ZM22 189H24V194H23V190ZM79 191H78V190ZM166 189H167V187H166ZM171 189V188H170ZM202 189V188H201ZM200 189V187L198 188V190L200 191L201 190ZM208 189H207V192L205 193V190H204V192L203 193H205V194H207V193H209V191H208ZM168 190H169V187H168ZM168 190H167V192H168ZM172 190V189H171ZM185 190H180V192H183V193H186V191ZM213 190V189H212ZM212 190H211V192H212ZM221 190V189H220ZM21 191H22V194H21ZM190 191V190H189ZM202 191V190H201ZM253 191H254V189H253ZM9 192V191H8ZM25 192H26V194H25ZM30 191L28 190V193H29ZM173 191H171V193L169 192V194H173L172 193ZM176 192V191H175ZM179 192V191H178ZM179 192V193H180ZM191 193L190 194H188L189 196L190 195H192V192L193 191H190ZM196 192V191H195ZM198 192V191H197ZM255 192H257V191H255ZM179 193H177V194H179ZM182 193V194H183ZM189 193V192H188ZM198 193H200V192H198ZM236 193V192H235ZM30 194V193H29ZM28 194V195H29ZM181 194V195H182ZM194 194V193H193ZM217 195H218V193H216ZM216 194H214V196L216 195ZM1 195V194H0ZM24 195H26V196H24ZM200 195V194H199ZM202 195V194H201ZM216 195V196H217ZM243 195V194H242ZM2 196V195H1ZM6 196V195H5ZM7 196H8V194H7ZM24 196V197H23ZM172 196V195H171ZM183 196H185V194L183 195ZM205 196V195H204ZM206 196H208V194L206 195ZM210 196H212V193H211V195L209 194V198H211ZM262 196H264V194L262 195ZM26 197V198H25ZM29 197V199L31 200H29L30 202H28L27 203V198ZM169 197V196H168ZM178 198H179V200H176L177 202H179V201H181L180 200V196L178 195L177 196ZM194 197V199L196 198H198L199 196H197V195H195V196H193ZM202 197V196H201ZM199 198V201H200V199L201 200H203V198ZM256 197V196H255ZM255 197H253V198H255ZM1 198V197H0ZM171 198L172 197H169V199L171 200ZM174 198H176V197H174ZM185 198L187 199L188 198V196H187V194H186V196H185ZM209 198H208V201H209ZM216 198V197H215ZM221 198H223V195H221ZM245 198V197H244ZM261 198V197H260ZM27 199V200H26ZM166 199V198H165ZM168 199V200H169ZM173 199V198H172ZM181 199H182V196H181ZM184 199V198H183ZM192 200V201H196V200ZM205 199V198H204ZM206 199H207V197H206ZM238 199L239 198H237V202H238ZM259 199V198H258ZM2 200H3V196H2V198H1V200H0V203L2 202ZM190 200H191V198H190ZM211 200V199H210ZM234 200V199H233ZM26 201V202H25ZM172 201H174V200H172ZM183 201V200H182ZM185 201V200H184ZM198 201V200H197ZM198 201V202H199ZM208 201H206L205 200V203L207 204V202ZM240 201H242V200H240ZM255 201V200H254ZM177 202H176V205H177ZM197 202V203H198ZM204 202V201H203ZM202 201H201V203H203ZM212 203H213V199H212V201H211ZM236 202V201H235ZM236 202V205L238 204ZM168 203H170V201L168 202L167 201V205H168ZM211 203V204H212ZM45 204V205H44ZM172 204L174 205V202H172ZM178 204H180V202L178 203ZM184 204V203H183ZM195 204V203H194ZM199 204H200V202H199ZM211 204H208V206L209 205H211ZM241 204V203H240ZM8 205H10L9 204V202H8ZM36 205V206H35ZM49 205H51V206H49ZM176 205H174V207L176 206ZM181 205H182V203L179 205L180 207H181ZM189 205L190 204H188V207H189ZM203 204H201V206H202ZM244 205H247V204H245L244 203ZM251 205H252V203H251ZM255 205V204H254ZM33 206H32V208H33ZM168 206H170V204L168 205ZM178 206V205H177ZM176 206V207H177ZM197 206H198V204H197ZM200 206V205H199ZM205 206V205H204ZM233 206H235V203L233 204ZM241 206V205H240ZM239 205H238V207H240ZM256 206V205H255ZM24 207V208H23ZM28 207V206H27ZM176 207H175V209H176ZM209 207H212V205L211 206H209ZM238 207H236V209L238 208ZM257 207V206H256ZM203 208V207H202ZM218 208V207H217ZM216 207H215V209H213V210H215V211H211V215H213L212 214V212L213 213H215L214 215H216V216H214L215 217V219H219V217L220 216H222V214L225 212V211H223V213L219 216V217H217L219 214V212L218 213H216V211H218V209H217ZM35 208H33V210H34ZM46 209V210H47ZM57 209V210H56ZM204 209V208H203ZM226 209V208H225ZM232 209V208H231ZM238 209H242V207L241 208H238ZM237 209V210H238ZM260 209V208H259ZM259 209H258V211H259ZM21 210V211H20ZM32 210V209H31ZM32 210V211H33ZM40 210V211H41ZM207 210V206H206V209L204 210V211H206ZM220 210V209H219ZM9 211V210H8ZM29 211H30V208H29ZM41 211V212H42ZM53 211H55V213L53 212ZM56 211H57V213H56ZM99 211V210H98ZM204 211H203V213H202V216H203V214H205V215H207L208 214V210L204 213ZM232 211H233V209H232ZM243 211V210H242ZM28 212V211H27ZM36 212H39V211H36ZM234 212V211H233ZM236 212V211H235ZM238 212H239V210H238ZM238 212H236V213H238ZM252 212H254L253 214H254V219H255V216L257 215V216H259L258 214H256L255 215V211H252ZM252 212H251V215H252ZM15 213V214H14ZM19 213V214H20ZM31 213V212H30ZM47 213V214H48ZM201 213V212H200ZM199 213V214H200ZM210 213V212H209ZM1 215H2V213H0ZM17 215V216H21V214L20 215ZM47 214L46 215H44V216H47ZM189 214V213H188ZM191 214V213H190ZM196 215H198V213H195ZM27 215V214H26ZM30 215V214H29ZM28 215V216H29ZM192 215V214H191ZM191 215H189V217L191 216ZM226 215V214H225ZM231 215H233V214H231ZM239 215V214H238ZM248 215V214H247ZM52 215H49V216H47V218H48V220H49V217L50 218H53V217H51ZM202 216H201V219L200 220H203L202 219ZM230 215H228L227 217H229ZM240 216V215H239ZM21 217H23V215L21 216ZM25 217V216H24ZM97 217V216H96ZM96 217H94V218H96ZM188 217V215H187V218H189ZM194 217H197V216H193V218H192V220L193 219H195ZM205 217V216H204ZM214 217H213V219H214ZM217 217V218H216ZM0 221L3 219L2 218V216H0ZM26 218H28L27 216L25 217V219ZM47 218L45 219V222L47 221ZM57 218V217H56ZM259 218H260V216H259ZM24 219V220H25ZM86 219V220H87ZM197 219V218H196ZM221 219V218H220ZM220 219H219V222H220ZM222 219H224V215H223V217H222ZM222 219H221V221H222ZM60 219L59 218H57V221H59ZM199 220V221H200ZM256 220H257V218H256ZM255 220V221H256ZM261 220V219H260ZM260 220H259V222H260ZM51 221V219L48 221V222H50ZM54 221H56V219H54ZM190 221V220H189ZM226 221H228V220H226ZM20 222V221H19ZM53 222V221H52ZM192 222V221H191ZM194 222V221H193ZM216 222H218V220H216ZM219 222H218V225H219ZM258 221H256V223H257ZM259 222H258V224H259ZM264 222V221H263ZM2 223V222H1ZM0 223V225H1V227H0V251H1V248H2V251H5V250H3V240H5V239H3V237L4 236H6V235H4V231H6V230H4L3 229V225ZM37 223H39V222H37ZM214 223H215V221H214ZM262 222H260V224H261ZM224 224H226V222L224 223ZM259 224V225H260ZM39 227H38V229L37 228H35V230L37 229V231H39V229H41L42 230V228H40L41 227V224L39 225V224H37ZM47 225V224H46ZM217 225V224H216ZM220 225H221V222H220ZM219 225V226H220ZM222 225H223V222H222ZM263 225V224H262ZM59 226H57V228H55V229H58V228H60ZM77 226H80L81 228H79L78 227V229L79 230H77ZM255 226V225H254ZM21 227H25V225L24 226H21ZM35 227V226H34ZM43 227V226H42ZM221 227V226H220ZM249 227V226H248ZM5 228V227H4ZM44 228V227H43ZM252 228V227H251ZM254 228V227H253ZM24 229H26V227L24 228ZM29 229V227H27V231H22V232H25V234H27L28 236H29V234L31 233L30 232V229ZM255 229V236H257V235H259V234H257V232H258V230L256 229V228H254ZM23 230V229H22ZM31 230H32V232H34L33 230V227L31 228ZM60 230H62V228L61 229H59V231ZM256 230H257V232H256ZM45 231V234L46 235H48L49 236V238H53V236L51 235V234H47V230H46V228H45V230H43L42 232H44ZM47 231V232H46ZM66 232V230H62L61 232ZM248 231V230H247ZM246 231V232H247ZM252 231V230H251ZM254 231V230H253ZM250 232V233H252V237L254 236L253 234H254V232ZM68 232V231H67ZM260 232V231H259ZM258 232V233H259ZM35 233V232H34ZM32 234L31 233V235H34V237H35V234ZM38 234L40 233V235H42L41 234V232H37ZM24 235V234H23ZM31 235H30V238H31ZM40 235H39V237H40ZM44 235V234H43ZM43 235H42V237H43ZM68 235V234H67ZM251 235V234H250ZM249 235V236H250ZM26 236V235H25ZM27 236V237H28ZM51 236V237H50ZM254 236V237H255ZM45 237V236H44ZM258 237V236H257ZM11 238H15V237H11ZM41 238V237H40ZM51 238V239H52ZM16 239V238H15ZM29 239V238H28ZM32 239V238H31ZM39 239V238H38ZM46 239V238H45ZM45 239L44 238H42L41 240H44V243H42V245H44L45 244ZM6 240H7V238H6ZM12 240V239H11ZM40 240V241H41ZM48 240V239H47ZM252 240V239H251ZM13 241L15 242L16 240H14L13 239ZM250 241V240H249ZM224 242V241H223ZM47 243V246H46V244H45V246H46V248L44 249V246H39L40 247V250H41V248H42V251H40L41 253H43V255H45V258H46V256H47V254H48V256H50L49 254L51 253V251H53L52 253H53V255L52 256H54V254H56L57 253V250H56V252L54 251V249H57V248H55L54 247V245H51L50 244V246H49V241H47L46 242ZM51 243H53V242H51ZM6 244V243H5ZM4 244V245H5ZM39 244V243H38ZM247 244V243H246ZM58 245V244H57ZM73 245V244H72ZM260 245V244H259ZM52 246V247H51ZM56 246V245H55ZM30 247H32L33 249H34V245L33 246H30ZM59 247V246H58ZM4 248H5V246H4ZM35 248H37V247H35ZM53 248V249H52ZM27 249H29L30 250V248H27ZM27 249H25L27 252H29V250H27ZM226 249V248H225ZM252 250V249H251ZM1 251V252H2ZM26 251H25V253H24V251H23V254L21 255V252H20V255L18 254V257H19V260H17L16 259V257L14 258V259H16L17 261H18V263L16 262V261H14V263L13 264H29V262H32V261H30V259H28V260H25V258H28V257H30V255L28 256V254L29 253H26ZM36 251V250H35ZM39 251V250H38ZM226 251H228V250H226ZM19 252H17V253H19ZM31 252V254H32V250L30 251ZM50 252V253H49ZM17 253H16V255H17ZM35 253V252H34ZM39 253V252H38ZM224 253H226L225 251L223 252V255H224ZM262 253V252H261ZM36 254V253H35ZM39 255V254H38ZM41 255L42 254H40V257H41ZM57 255H58V253H57ZM54 256L55 257V259H56V257H58V256ZM26 256H28V257H26ZM35 256V255H34ZM74 256H75V254H74ZM77 256V255H76ZM80 256V255H79ZM17 257V258H18ZM48 258V257H47ZM58 258H60V256L58 257ZM82 258H83V260H82ZM159 258H162L161 256H159ZM52 258L51 257H49L48 258V260L50 261ZM163 259V258H162ZM160 260L161 262L163 261V260ZM47 260V259H46ZM57 260V259H56ZM82 260V261H81ZM90 260H92V262L90 263L89 261ZM94 260V261H93ZM250 260V259H249ZM27 261H29V262H27ZM45 261V260H44ZM58 261V260H57ZM159 261V262H160ZM251 261H252V259H251ZM16 262V263H15ZM36 262H39V261H36ZM51 262V261H50ZM60 264L62 263L61 262V260H59L58 261ZM72 263H73V261H71ZM246 262V261H245ZM256 262V261H255ZM12 263H10V264H12ZM40 263V262H39ZM38 263V264H39ZM46 262H44V264H45ZM76 263V262H75ZM30 264H32V263H30ZM34 264V263H33ZM47 264V263H46ZM50 264H56V262H54L53 261V263H50ZM58 264V263H57ZM74 264V263H73ZM163 264V263H162Z\"/></svg>",
	"mask_w": 264,
	"mask_h": 264
},
{
	"label": "crops",
	"instance_id": "3",
	"mask_svg": "<svg viewBox=\"0 0 264 264\" xmlns=\"http://www.w3.org/2000/svg\"><path fill=\"white\" fill-rule=\"evenodd\" d=\"M3 38L6 39V37H2V38H0V39H3Z\"/></svg>",
	"mask_w": 264,
	"mask_h": 264
}]
</instances>
